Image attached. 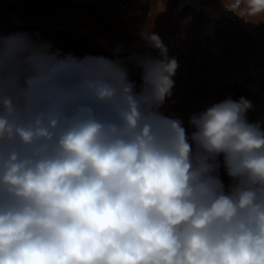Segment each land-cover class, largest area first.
<instances>
[{
  "label": "clouds",
  "instance_id": "1",
  "mask_svg": "<svg viewBox=\"0 0 264 264\" xmlns=\"http://www.w3.org/2000/svg\"><path fill=\"white\" fill-rule=\"evenodd\" d=\"M140 37L158 54L0 31V264H264V120L243 96L166 115L179 64Z\"/></svg>",
  "mask_w": 264,
  "mask_h": 264
},
{
  "label": "crops",
  "instance_id": "2",
  "mask_svg": "<svg viewBox=\"0 0 264 264\" xmlns=\"http://www.w3.org/2000/svg\"><path fill=\"white\" fill-rule=\"evenodd\" d=\"M204 1L208 3L224 2L246 8V0ZM132 5L142 11L138 17L142 28L136 33L125 34L121 40L108 37L110 36V24L114 20L116 21L120 14L119 0L99 1L94 5L75 0H0V15L18 9L19 15L23 19L37 18L53 24L66 23L69 26H74L76 21H83L91 13L97 12L96 15L104 19L103 34L109 41L108 46L100 48L106 52L107 49H115L117 46L123 45L122 55L125 57L132 52L140 54L150 52L153 56L158 54L156 50L148 48L145 41L141 39L140 32L145 28L158 34L162 41L180 38L190 46L201 47L203 37L200 32V24L204 20L203 14L186 8L174 16L178 5L177 0H132ZM187 17H191L190 22L182 23ZM219 35L228 46L224 59H215L205 54L185 56L177 48L168 47L169 57H175L179 67L173 77L175 85L172 96L164 105L167 109L163 108L162 110H165L166 115L174 114L183 119L185 126H187L188 117L191 114L203 111L212 104L224 100L229 93L235 95V100L242 96L247 98L254 106L252 98L244 88L230 85L228 78L233 73L249 76L264 88V22L253 23L249 20L222 22L219 26ZM48 41L52 43L53 47L57 41L60 44L65 41V45H69L71 50L74 45L72 37L65 40L59 33H54ZM65 51L67 52V50ZM131 78L139 83L138 72L131 71ZM247 115L250 121L260 120L255 106ZM223 178L227 181L226 176Z\"/></svg>",
  "mask_w": 264,
  "mask_h": 264
},
{
  "label": "built area",
  "instance_id": "3",
  "mask_svg": "<svg viewBox=\"0 0 264 264\" xmlns=\"http://www.w3.org/2000/svg\"><path fill=\"white\" fill-rule=\"evenodd\" d=\"M177 2L178 5L175 9L174 16H177L180 11L186 8L193 9L204 15V20L200 24V32L203 37V42L200 49L215 59H224L228 51L227 44L221 39L219 35L220 24L222 22H236L238 20L250 19V17L246 15V8L237 7L233 4H211L204 0H177ZM120 10L124 14V20L128 33H136L142 28V24L138 21V17L142 14V11L136 9L132 5V0H121ZM0 23L17 31L25 29H37L42 33H47L55 29L54 26L45 20L23 21L20 20L19 16L15 13H12L8 16L1 15ZM164 44L167 46V48H177L185 56L197 55L200 52L198 48L188 47L180 38L169 39ZM228 81L232 87H241L248 92L257 110L258 118L260 120H264V88L260 87L249 76L238 73L231 74L228 78ZM229 96L235 100V95L233 93L227 94L224 99ZM162 111L166 113L165 110Z\"/></svg>",
  "mask_w": 264,
  "mask_h": 264
},
{
  "label": "rangeland",
  "instance_id": "4",
  "mask_svg": "<svg viewBox=\"0 0 264 264\" xmlns=\"http://www.w3.org/2000/svg\"><path fill=\"white\" fill-rule=\"evenodd\" d=\"M76 2H85L88 5H94L96 2V0H75ZM100 1H104V0H100ZM120 3L121 0H119V17L118 19L115 21H113L109 28H110V32L108 36L109 38H114V39H118L121 40L123 39V36H125V34H128L127 32V26L126 23L124 22L123 18H124V14L122 13V11L120 10ZM211 4H220V3H224V2H219V3H215V2H209ZM239 7V6H237ZM242 8V7H241ZM12 13H15L16 15L19 16L20 20L23 21H29L28 19H23L19 13L20 11H18V9L11 11L8 14H3L5 16H8ZM97 12H95L94 14L91 13V15H89V17L87 19H84L83 21L78 20L75 22L74 26H69L66 23L64 24H53L47 21L49 24H51L52 26L56 28L54 29V31L50 32V33H41L39 32L37 29H25V30H20V31H26L29 33H39L40 37H42L44 40H50L53 37L54 33H59V35L61 34L62 37L66 40V38H70L72 37L74 40V45H73V49H70L69 45H65V41H63L61 44L59 41H57V43L54 46V49H60L63 53L67 54V53H72L75 56L78 57H83L85 55H103L109 58H114L113 54H112V50L113 49H107V51H103V48L100 47H105L108 46L109 41L105 38V35L103 34L104 32V28H105V24H104V19L99 16L96 15ZM1 16V15H0ZM31 20H38L41 21L43 19H31ZM64 27V28H62ZM0 30H5L6 34L10 33V32H17V30L12 29L10 27H6L4 24L0 23ZM54 40V39H53ZM167 40L163 41V43H165ZM184 42V41H183ZM184 44H186L184 42ZM188 47H195V46H190L188 44H186ZM99 47V48H98ZM109 48V47H107ZM196 48V47H195ZM198 50L200 51L198 53V55L201 54H205L206 56H209V54H207L205 51H201V47H197ZM67 50V52L65 51ZM109 53V54H106ZM194 56V55H192ZM130 67V66H129ZM163 108H166V106H164Z\"/></svg>",
  "mask_w": 264,
  "mask_h": 264
},
{
  "label": "bare ground",
  "instance_id": "5",
  "mask_svg": "<svg viewBox=\"0 0 264 264\" xmlns=\"http://www.w3.org/2000/svg\"><path fill=\"white\" fill-rule=\"evenodd\" d=\"M0 31H2L4 34H6L5 30H0Z\"/></svg>",
  "mask_w": 264,
  "mask_h": 264
}]
</instances>
